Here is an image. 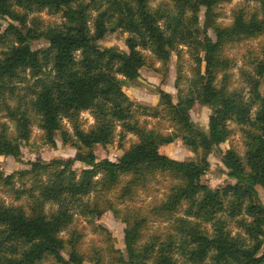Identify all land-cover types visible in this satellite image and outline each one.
<instances>
[{
  "label": "trees",
  "instance_id": "trees-1",
  "mask_svg": "<svg viewBox=\"0 0 264 264\" xmlns=\"http://www.w3.org/2000/svg\"><path fill=\"white\" fill-rule=\"evenodd\" d=\"M152 1L105 0L108 7L102 10L103 3L94 0L91 5L98 15L94 19L95 32L91 35L90 7L85 3L77 0H0V20L10 19L18 24H9L0 33V44L5 49L0 58V115L6 110L10 112L18 123L19 139L28 137V112L11 110L6 96L16 95L26 73H30L34 81L28 88L33 100L27 105L41 116L42 128L51 142L62 117L73 120L81 111L92 110L97 120L95 128L89 132L76 127L81 149L73 160L64 163L67 167L82 162L94 170L83 172L78 181L71 171L65 181L68 172L65 168L41 191L45 200L58 204L56 214L47 216L38 211L28 215L21 208L0 205V227L3 228L0 264H36L43 258H52L57 264H83L77 251H70L68 259L64 257L67 245L60 238V232L72 221L65 201L70 199L76 203L74 199L96 190L95 168L104 174V185H114L124 175L131 176V185L144 182L157 171L179 175L184 184L175 186L156 211L173 215L182 202H189L185 217L177 220L179 236L174 240L169 237L167 241H160L154 237L140 243L147 219L134 220V225L125 231L126 253L115 252L116 264H178L173 255L176 249L183 259L182 264H264V204L257 191L258 186L264 187V93L259 91L260 84L255 78L251 79L249 101L237 92L216 88L215 84L228 65L227 60L219 57L223 46L264 34V0H246L261 5V18L254 16L249 22L237 19L228 29L216 24L214 7L219 0H183L182 4L177 0L178 13L174 16L165 15L160 7L153 10ZM203 7L207 9L206 16L211 24L207 28L213 31L215 40L196 20ZM46 8L63 12L64 23L55 28H40L38 19L27 22L28 14ZM17 10H23L26 15L20 16ZM189 13L195 17H188ZM110 20H115V26L109 25ZM115 28H123L131 34L127 41L129 52L104 49L99 45L105 34ZM202 35L203 41L199 44L205 54V74L200 78L202 85L196 91L198 95L191 94L193 97L188 100L191 104L184 110L188 120L184 128L188 135L183 141L192 152L204 150L206 154L196 162H177L160 153V148L171 143L170 140L153 131L141 130L139 143L118 162L103 160L97 163L93 148L111 142L115 123H122L128 131L134 128L130 122L133 103L123 92L124 82L118 76L132 81L140 77L145 60L139 49L168 59L175 46L198 45ZM39 39H46L49 47L34 50L32 44ZM255 73L257 78L264 77V59L257 61ZM195 102L215 110L208 134L195 129L189 121L187 110ZM255 103L259 107L254 118L252 104ZM228 121L255 128L258 132L250 135L245 163L234 151H229L225 157L228 175L237 184L213 190L203 184L201 178L209 169L207 157L214 145L229 139ZM84 148L88 152H84ZM1 155L17 156L18 146L1 137ZM201 220L208 225L205 227ZM231 223L239 229L235 234Z\"/></svg>",
  "mask_w": 264,
  "mask_h": 264
},
{
  "label": "rangeland",
  "instance_id": "rangeland-1",
  "mask_svg": "<svg viewBox=\"0 0 264 264\" xmlns=\"http://www.w3.org/2000/svg\"><path fill=\"white\" fill-rule=\"evenodd\" d=\"M77 1L90 7L88 13L91 18L88 26L93 35L94 19L98 15V11H95L94 6L91 5L94 0ZM97 1L103 3L102 10L107 9L105 0ZM124 1L126 0H123V3H126ZM182 1L178 0L181 4ZM150 5L153 10L160 7L167 16L178 13L177 0H153ZM17 12L20 16L26 15L23 10ZM206 12V8H201L196 20L207 35L215 40L213 31L207 28L210 19L206 16ZM214 13L217 26L223 29L232 28L237 19L249 22L252 17L261 18L263 15L260 4L246 0H219L214 7ZM193 16L188 14V17L193 18ZM32 19L41 21L40 28H55L65 21L63 12L50 8L28 14L27 22ZM9 24L18 25L10 19L0 20V33L4 32ZM163 24L164 22H161V26ZM109 25L115 26V20H110ZM130 37L129 31L115 28V31H108L105 34L99 45L104 49L116 48L121 52H129L127 41ZM200 41H203V35L198 40V45L175 46L168 59L159 58L150 50L139 49L145 60V65L140 70V77L132 81L118 76V79L124 82L123 92L133 103L130 122L134 124V128L128 131L122 123H115L111 142L93 148L97 163L103 160L118 162L126 152L139 143L141 130L153 131L170 140L171 143L160 148V153L177 162H196L206 154L204 150L192 152L183 141L188 135L184 128V124L188 123L184 117V110L191 104L188 100L193 95H198L196 91L200 90L202 85L200 78L205 74V54L202 52ZM32 47L34 50L45 49L49 47V42L46 39H39L33 42ZM223 47L219 57L227 60L228 65L218 76L215 82L216 88H222L226 92H237L241 98L249 101L252 97L251 79L255 78L260 84L259 91L264 93V77L257 78L255 73L257 61L264 59V34L236 40ZM3 50H5L4 45L0 44V58ZM33 84L31 74L26 73L23 82L18 85L16 95L6 96V103L11 110L28 112L26 113L29 119L27 138L19 139L18 123L9 111L6 110L0 115V138H7L18 146L17 156H0V205L21 208L28 215L42 211L50 216L58 212V204L45 200L41 196V191L56 179V173L66 168L68 172L64 180H68L72 171L75 173V180L78 181L83 176V172L94 170L82 162L67 167L64 163L73 160L81 149L76 127L81 131L89 132L95 128L97 120L92 110L81 111L73 120L62 117L59 129L54 133L51 142L42 128L41 116L27 105L33 100V94L28 90ZM252 105V115L255 118L259 106L256 103ZM214 111L213 107L199 102H195L187 110L189 121L194 128L207 134L211 132L210 121ZM227 125L230 130L229 139L225 143L214 145L207 157L209 169L201 178L202 183L213 190L237 184V181L228 175L229 168L225 157L229 151H234V154L245 163L250 135L258 132L252 127H242L235 121H228ZM83 151L88 152L85 148ZM103 177L104 174L95 168L93 181L98 182L96 190L89 195L74 199L76 203L70 199L65 201V206L72 213V221L60 232V238L67 245L63 254L65 258H69L70 251H77L84 260L83 264H116L113 260L117 256L115 252L126 253L125 231L134 225L133 221L138 218L147 219L140 243L148 242L154 237L160 241H167L169 237H172V240L178 238L177 220L185 217L184 213L187 212L189 202H182L173 215L159 213L156 209H160L175 186L181 187L184 184L179 175L157 171L152 176H148L144 182L134 185L130 184L132 179L130 175L120 177L114 185H104ZM127 189L131 192H127ZM257 191L260 201L264 204V187L258 186ZM202 224L205 227L208 225L203 221ZM230 227L233 234L239 231L232 223ZM207 229L210 231V228ZM2 231L3 228L0 227V235ZM173 255L178 264L183 263L177 249L174 250ZM36 264L57 263L52 258H43Z\"/></svg>",
  "mask_w": 264,
  "mask_h": 264
}]
</instances>
